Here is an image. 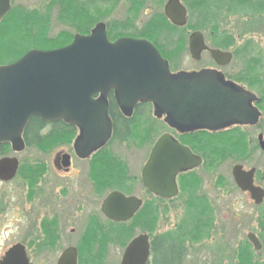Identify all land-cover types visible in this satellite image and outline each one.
Instances as JSON below:
<instances>
[{
	"label": "flooded vegetation",
	"instance_id": "af4514ba",
	"mask_svg": "<svg viewBox=\"0 0 264 264\" xmlns=\"http://www.w3.org/2000/svg\"><path fill=\"white\" fill-rule=\"evenodd\" d=\"M141 1L138 0L137 5L141 4ZM210 1V3L205 2V5L209 4V11L205 7L202 8L203 13L197 10V16L200 20L215 21L216 19H222L225 11L236 15L243 13L247 16V18L245 16L239 19H252V13L256 10L254 7L247 8L242 5L240 6V11H232L229 5L222 6L216 0ZM188 3L189 5L186 6L182 3L186 9V24L181 27L185 29L189 26L188 10L190 11L191 6H194V1L189 0ZM141 9L139 6L138 14ZM31 10L33 8L15 4V0H9V8L0 18V66L17 61L26 52L33 49H53L44 47L41 44L31 47V44L29 42L28 44L25 43L26 41L21 36L11 40L7 39V37L11 36L10 33L14 34L24 30H29L31 33L32 29L39 25L42 19H45L41 13L38 18L33 17ZM130 11L132 12V10ZM84 16V12L80 15L75 13L73 19H65L63 21L65 24L69 20H73L71 25L75 26V32L70 34L67 31L61 35H71L72 41L76 35H88L95 25L101 22L104 24L107 38L110 42L125 37L148 40L146 37L134 32L110 34V26L100 20L94 22L91 27L85 30L91 19H85ZM16 19H19L18 23H16ZM33 19H37L39 23L37 24ZM6 28L10 29L6 32L4 31ZM195 31L202 34L206 45V48L201 51L197 59L191 56L189 47L190 35ZM179 41L182 42L184 47L187 46V51L192 61L198 62L204 55H206L207 61L203 66L188 69L173 70L172 66H170L171 72L205 71L211 78V85L224 84L236 92L249 93L248 106L259 113L257 122L254 124L233 123L217 129L201 127V124L192 119L188 120V123L186 121L179 123L172 118V114L161 113V110L150 101L137 102L132 108L124 106L119 103L114 91L111 90L105 99L111 122L110 137L104 144L88 149L89 144L84 139L79 126L69 124L61 119L43 121L39 117H31L33 119L36 118L42 124L28 127L30 118L22 132L24 148L20 151H15L10 143H0V145H3L0 146V159L16 157V154L33 146L26 144L24 136L27 128L33 136H54L57 140V146H54L56 150L50 161L39 160L36 165H32V162L29 161L24 163L23 171L25 176H23V180L25 182L24 200L27 206V223L21 233L16 232L8 239L11 242L3 249L0 261L12 248L17 246V253L25 256L29 264H35V258L37 257L41 263L45 262L46 251L53 252L56 248L54 264H58V261L66 251L75 253L76 264H103L109 248L115 246L118 253L121 252L118 264H122L130 244L140 239L145 241V246H147V256L143 264H159L160 259H162L161 252L165 250L164 247H168L170 251V246L173 247V245L176 248H172L167 257L170 258L176 255L173 258L175 262L183 264L185 259L187 260L190 257L187 253L190 252L194 241H199L200 243L203 240L211 239L214 243L219 242L220 236L219 234L217 235L219 224L217 221V205L216 203L214 204V201L208 195H203V192L200 193L202 175H198V169L204 168L207 174V171L217 167V164L220 163L218 161L222 158V150L218 149V147L222 146L224 135L228 134V132L229 134L232 132L239 133L245 141L244 145H241L244 147L241 150L243 153L237 159H234L235 163L231 167V175L234 165H241L244 171L254 169L252 185L262 189V199L260 203H256L248 190L244 191L236 184L232 175L235 190L244 195L254 209L264 207V184L262 183L264 174L255 166L245 165V161L248 160L253 151L258 150L264 154L259 139L261 135V140L264 141L263 130L259 129L261 118L264 115V109L261 108V105H264V93L262 95L259 87L251 85L245 66V69L243 67L241 70V76L238 77L232 76L226 71V67L235 58L236 53L230 45L220 43V40L215 38L213 32L206 34L200 30H190L187 35H183L182 40L179 38ZM211 50H218L223 56L217 60L212 56ZM94 98L102 99L99 94H95ZM142 120H144L143 124ZM126 121L128 126L124 124ZM137 128H140L142 133L136 148L140 149L141 146L146 144L149 147L146 160L140 165L137 174L132 173L131 170L132 175L129 173L130 168L121 157L119 159L111 157L107 160L101 159L103 156H107L106 154L110 151L114 141L118 144L122 143L131 137ZM243 128L251 129L252 133L248 134ZM126 130L127 133L125 132ZM162 135H168L182 146L188 148L196 160H199L198 164L192 168L176 174L174 179L176 194L171 197H162L147 189L143 184V167ZM216 144L218 145L216 146ZM51 148H45L43 151ZM87 150L89 151L86 152ZM82 162H85L86 166L81 165ZM20 166L21 163L18 160V168L14 177L9 180H0V184H11L18 177L16 175ZM84 170L85 176H80ZM50 172L54 174L53 178L49 176ZM213 182L214 189L221 194L222 187L225 184L224 178L221 175H217ZM198 185L199 191L197 192ZM112 193L121 194L126 198L132 197L138 201V206L132 210L130 216H127L128 213L125 208H111V210L107 211L103 209L105 200ZM210 194L213 196V193ZM0 196V204L3 207L4 197ZM214 199L216 201L219 200L217 194ZM172 203H178V212L169 208ZM110 214H119L121 217H112ZM167 214L175 218L173 227L169 231L159 233L160 219ZM31 217L34 218V223H30ZM251 233L259 241L260 249L264 248V241L261 240V235L255 231L246 233L243 245L247 246V248L249 247V249L251 247L254 251L256 250L253 243L248 239V235ZM216 236H218V240H216ZM143 248L144 245L139 243L136 251L138 258L143 254ZM252 250L251 252L253 253Z\"/></svg>",
	"mask_w": 264,
	"mask_h": 264
},
{
	"label": "water",
	"instance_id": "95a60500",
	"mask_svg": "<svg viewBox=\"0 0 264 264\" xmlns=\"http://www.w3.org/2000/svg\"><path fill=\"white\" fill-rule=\"evenodd\" d=\"M8 8L9 0H0V18ZM163 12L173 25H185L186 9L180 0H167ZM189 47L191 56L199 58L206 48L200 32L191 33ZM211 54L217 60L223 56L218 50H211ZM111 90L124 106L132 108L137 102L150 101L179 123L192 119L209 129L233 123L254 124L259 117L257 110L248 106L249 93L236 92L224 84L211 85L205 71L171 72L168 61L151 42L128 37L110 42L100 22L88 35H76L65 46L33 49L17 61L0 66V143L22 150L23 129L36 116L43 121L61 119L79 126L88 149L96 148L111 134L105 101ZM95 94L102 99L94 98ZM259 139L264 150L261 135ZM198 162L188 148L162 135L143 167V184L162 197H171L176 194V174ZM17 168L16 157L0 159V180L14 177ZM253 172L254 169L244 171L241 165L232 168L236 184L260 203L263 191L252 185ZM137 206L134 198L112 193L103 209L125 208L130 216ZM248 239L256 250L260 249L254 234H249ZM139 243L144 245L140 258L136 255ZM146 253L145 241L135 240L126 250L122 264H143ZM0 264L29 263L15 246ZM58 264H76L75 253L66 251Z\"/></svg>",
	"mask_w": 264,
	"mask_h": 264
},
{
	"label": "rangeland",
	"instance_id": "374dc122",
	"mask_svg": "<svg viewBox=\"0 0 264 264\" xmlns=\"http://www.w3.org/2000/svg\"><path fill=\"white\" fill-rule=\"evenodd\" d=\"M67 1L68 3L70 2V0ZM165 1L166 0H142L137 10L136 8L134 9L133 13L136 16L133 17L134 15L131 16L129 7L131 4L130 0H117V2L111 6V9L104 13V19L99 20L107 23L111 30H115L119 26L123 27V29L131 26L134 29L141 30V27L145 23L150 19H154L158 12H162ZM181 1L185 6L189 5V3L186 4L183 0ZM15 4H22L25 7L33 8V10H31V15L33 17L38 18L40 13L45 17V19L41 20L39 25H36V27L32 29L31 33L29 32L21 36V38L26 41L25 43L28 44L29 42L31 44V47L41 44L44 47L50 48V45L42 42L43 39L56 38L67 31H69L70 34L75 32V26L71 25L73 24V20H69L68 23L65 24L63 22L65 19H61L60 4L57 0H15ZM139 6L142 9L138 14ZM254 9L257 11L252 13V19H239L246 15L243 13L237 15L230 14L225 11L222 15V19L212 21L208 19L200 20L197 16L196 8L191 6V10H188L189 26L180 33L181 35H187L190 30H200L206 34L213 32L215 38L220 40V43H226L231 46L232 50H235L236 56L226 67V71L232 74V76L238 77L241 76V70L244 66L253 71L257 69L260 73L259 78L263 82V87L260 91L264 93V1L259 0L257 8L255 7ZM245 18H247V16ZM33 20L37 24L39 23L37 19ZM124 31L128 32L126 30ZM148 40L152 41L154 45L156 44V48L163 57L168 60L173 70L200 67L207 61L206 55L204 54L200 61H192L188 54L187 46L184 47L182 45L179 48L175 47L170 49L167 46L164 48L161 43L162 41L155 42L152 39ZM178 44L180 45L181 41H179ZM261 108L264 109V105H261ZM143 123L144 120H142V124ZM243 129L248 134L252 133V130L249 128ZM259 129H262L264 133V115L261 118ZM239 132L242 133L240 130ZM141 133L142 130L137 128L136 132L134 131L131 137L122 143L118 144L114 141L110 147V151L106 154L107 156H103L101 159L107 160L109 157L119 159V157H121V159L125 160L128 164L130 168L129 173L131 174L132 172L137 174L140 165L145 162L149 150L147 144L141 146L140 149L136 148ZM235 134L234 132L230 134L228 132V134H226L227 136L224 135L222 146L220 145L218 147V149L222 150V158L218 161L220 163L217 164L216 168L214 167V169L207 171V174L204 168L198 169V175H202L200 193L203 192V195H208L214 201V204L216 203L217 205V221L219 223L217 235L219 234L220 236L219 242L214 243L211 239L203 240L200 243L199 241H194V245L190 248V252L187 253L190 257L187 260L185 259L183 264H238L239 261L246 260V256L249 255L247 250L249 253L250 249L252 250L251 247L249 249V247L247 248V246L243 245L245 235L248 231L258 232L261 235V240L264 241V207L260 206L261 208L258 207L260 209H254L252 205L248 203V199L235 190L231 177V167L235 163V160L231 155L224 156L223 154L224 148L229 147V138ZM56 142L57 140L55 138L47 139L41 145H33L29 149L16 154V158L23 164L22 172H18L16 175L18 177H16L11 184H0V195L4 197V206L2 207L0 204V255L3 249L10 244L11 241H8V239L16 234V232L21 233L23 227L27 223V206L24 200V163L29 161L32 162V165H36L39 160L50 161L56 150V148H54V146H57ZM224 143L228 145L224 146ZM217 145L218 144H216V146ZM48 147L53 148L43 151ZM213 160L215 159L213 158ZM245 162L246 166H255L264 174V154L260 153L258 150L253 151ZM81 165L86 166V163L82 162ZM84 173L85 170L81 172L80 176L84 177ZM217 175H221L225 180L221 194L214 189L213 185V180L216 179ZM49 176L53 178L54 174L50 172ZM262 183L264 184V181ZM196 191H199V185ZM210 193H213V196ZM215 193L219 197L218 201L214 199ZM177 204L178 203H172L169 205V208L178 212L179 209H177ZM161 207H163V205H161ZM174 220V216H170V214L163 216L160 219L158 232L162 233L169 231L173 227ZM34 222V218L31 217L30 223ZM216 240H218V236H216ZM216 240L214 239V241ZM116 249L115 246L109 248L103 264H118L121 252L118 253ZM55 251H46V261L43 263L40 262L38 257L35 258V264H54ZM252 251L254 254L251 252L250 261L254 264L257 262L263 263L264 248L259 251ZM243 257H245V260H243Z\"/></svg>",
	"mask_w": 264,
	"mask_h": 264
},
{
	"label": "trees",
	"instance_id": "16d2710c",
	"mask_svg": "<svg viewBox=\"0 0 264 264\" xmlns=\"http://www.w3.org/2000/svg\"><path fill=\"white\" fill-rule=\"evenodd\" d=\"M56 1V0H55ZM117 0H70V2L68 3L67 0H57V2L60 3L61 6V19H73L75 13L77 14H81L82 12L85 13V19H91V21L88 23V28L91 27L94 22H96L99 19H104V13L109 11L111 9V6L114 5V3ZM137 1L138 0H130L131 4H130V10H132L131 12V16L134 14L133 11L134 9L138 8L137 5ZM194 3V7L196 8V10H200L201 13L202 12V8L205 7L207 9V11H209V4L207 3V5H205V2H211L210 0H193ZM259 0H216V2H219L222 6L225 5H229L232 11H240L242 5H245V7L250 8V7H256L257 8V3ZM183 2H185L186 4H188L189 0H183ZM239 4V5H238ZM94 11V12H93ZM257 10H255L256 12ZM93 12V13H92ZM200 13V12H199ZM80 18V16H79ZM16 23H18L19 19H16ZM17 25V24H16ZM88 28H86L85 30H87ZM10 28H6L4 31L7 32V30H9ZM185 28H179L174 26L173 24H171V22L165 17V15L163 14V12H158L156 17L154 19H150L147 23H145L142 27L141 30H137L134 29L131 26L125 27L123 29V27L119 26L117 27V29L115 30H109L110 34H117V33H124L126 31L128 32H134V33H139L140 35L146 37L147 39H152L155 42L157 41H162V46L165 48L166 46L170 49L175 48V47H180L182 46V42L179 45V38L182 40L183 35H181V31L184 30ZM24 32L26 34L29 33V30H24V31H19L16 32L14 34L10 33L11 36L7 37L8 40L11 39H15L16 37L22 36L24 35ZM71 41V35L69 36H64V35H59L56 38H48L46 40H42L43 43H47V45H50V48L53 47H59L62 45H65L67 43H69ZM165 42V43H164ZM248 66V65H247ZM247 73H248V77L251 80V85L252 86H256L259 87V90H261V88L263 87L262 85V80H260L259 76L260 73L257 71V69L251 70L248 69L246 67ZM262 92V91H261ZM263 95V92H262ZM39 124H42L40 121L31 118L28 124V127H34V126H40ZM125 126H128V122H124ZM29 129L27 128L26 133H25V141L26 144L28 146H32V145H41L43 144L47 139H52L54 138V136L52 137H41V136H33V134L28 131ZM127 133V130L125 131ZM29 133V134H28ZM116 134V131H115ZM118 137V136H117ZM229 145L227 143H224V146H229L227 148H224L223 150V154L224 156L226 155H231L232 157H234V159H237V156L241 155L243 153L244 147H242L241 145H244V140L242 139L241 135L239 133L233 135L232 137L229 138ZM3 146V145H0ZM22 168H23V164H21L20 169H19V173L22 172ZM172 248H176V246L173 245L170 246V251L168 250V247H164L165 250H162V256L159 261V264H179L175 262V258L176 255H174V257H167L169 256V253L171 252ZM247 253L249 255L246 256V260L245 257H243V260L245 261H239L238 264H254L250 261V255H251V250L250 253L247 250ZM167 258V260H165ZM172 259V260H171ZM256 264H264L263 263H256Z\"/></svg>",
	"mask_w": 264,
	"mask_h": 264
}]
</instances>
